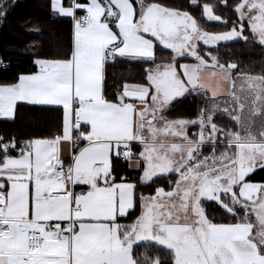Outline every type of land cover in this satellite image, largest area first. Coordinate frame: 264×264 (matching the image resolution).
Instances as JSON below:
<instances>
[{"label": "snow or ice", "instance_id": "6c2138e0", "mask_svg": "<svg viewBox=\"0 0 264 264\" xmlns=\"http://www.w3.org/2000/svg\"><path fill=\"white\" fill-rule=\"evenodd\" d=\"M49 7L71 22L69 50L0 83V119L62 110L49 137L0 134V264H264V70L214 54L264 48V0ZM117 63L140 78L110 83ZM189 95L194 117H171Z\"/></svg>", "mask_w": 264, "mask_h": 264}, {"label": "trees", "instance_id": "16d2710c", "mask_svg": "<svg viewBox=\"0 0 264 264\" xmlns=\"http://www.w3.org/2000/svg\"><path fill=\"white\" fill-rule=\"evenodd\" d=\"M166 2L176 6L187 4V0ZM9 3L7 15L0 17V83L12 82L20 74L35 71L36 58L63 56L71 44V22L68 18L55 16L50 10L49 0H9ZM224 15L229 16L230 13L225 12ZM206 27L210 31L226 30L219 25ZM169 51L158 48L157 55L166 58ZM214 54H218L222 62H238L245 71L259 74L264 70V48L259 45L245 44L243 41L221 42L218 53ZM190 61L193 60L182 58L180 63ZM141 74L142 66L139 64L117 63L108 68L110 83L122 77L138 79ZM201 103L200 97L189 95L176 104L170 116L194 117ZM61 117V110L22 104L18 106L14 121L0 119V134H15L17 139L49 137L59 127ZM205 151L207 153L210 149ZM158 183L164 186L167 181ZM142 190L146 194L150 191L147 188ZM208 211L219 218V213L211 207Z\"/></svg>", "mask_w": 264, "mask_h": 264}, {"label": "crops", "instance_id": "0c3cea01", "mask_svg": "<svg viewBox=\"0 0 264 264\" xmlns=\"http://www.w3.org/2000/svg\"><path fill=\"white\" fill-rule=\"evenodd\" d=\"M63 18V17H62ZM37 59V58H36ZM41 59H44V58H41ZM35 61V60H34ZM194 61H190V62H181V63H193ZM29 73H31V72H29ZM24 74H28V73H24ZM61 112H62V110H61Z\"/></svg>", "mask_w": 264, "mask_h": 264}, {"label": "rangeland", "instance_id": "374dc122", "mask_svg": "<svg viewBox=\"0 0 264 264\" xmlns=\"http://www.w3.org/2000/svg\"><path fill=\"white\" fill-rule=\"evenodd\" d=\"M230 13V12H229ZM229 16H231V13H230V15ZM220 46V45H219ZM223 123H228V121L227 120H225V121H223Z\"/></svg>", "mask_w": 264, "mask_h": 264}]
</instances>
